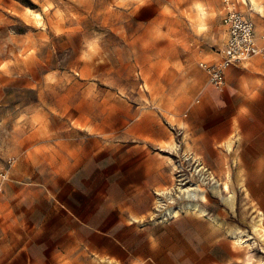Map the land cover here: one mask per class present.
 <instances>
[{
	"label": "rangeland",
	"instance_id": "374dc122",
	"mask_svg": "<svg viewBox=\"0 0 264 264\" xmlns=\"http://www.w3.org/2000/svg\"><path fill=\"white\" fill-rule=\"evenodd\" d=\"M236 1L254 23L264 19ZM256 1L264 10V0ZM224 2L0 0V168L13 175L0 195L13 202L11 215L0 216L8 234L0 244L27 247L0 255V264H114L80 254L88 241L104 245L100 229L138 248L136 229L119 224L112 206L131 203L117 179L153 161L150 154L165 175L136 199L149 207L137 224L205 217L234 235L236 250L248 256L240 264H262L264 217L255 199L264 204V190L227 189L233 176L209 164L217 152L208 150V160L195 152L194 110L211 87L200 62L219 57ZM169 211L175 216L166 219ZM185 252L187 264H214L227 247L186 245ZM155 253L168 264L163 249Z\"/></svg>",
	"mask_w": 264,
	"mask_h": 264
},
{
	"label": "crops",
	"instance_id": "0c3cea01",
	"mask_svg": "<svg viewBox=\"0 0 264 264\" xmlns=\"http://www.w3.org/2000/svg\"><path fill=\"white\" fill-rule=\"evenodd\" d=\"M240 1L242 4L252 5V9L264 14L263 6L256 3V0V2L254 0ZM230 2L236 7V0H230ZM240 11L253 21L252 14ZM225 13L224 2L222 16L224 37L220 48L226 44L229 38V27L224 23ZM254 24L257 43L264 48V19H258ZM217 54L219 56L217 59L207 61L218 60L220 53ZM209 86L211 87L204 94L201 105L195 106L194 110L196 154H200L204 160L211 158L212 162L209 164L214 173L226 172L233 176L232 181L227 183V189L243 192L263 191L264 56L256 55L235 67L231 66L227 70L225 88L219 89L210 82ZM208 150L217 152V156L209 158ZM151 156L153 161L143 167L140 165L135 170L122 173L117 179V184L121 186L123 192H126L124 196L131 200V203L112 206L113 211H116L120 217L119 224L129 226L130 229L132 228V232L136 229L141 241L138 248L132 247L123 234H113L108 229H100L96 232L105 240L104 245L91 247V243L88 241L86 246L80 248V254L88 261L93 255L114 264H159L154 255L158 249H163V254L166 257L165 262L168 264H187L186 245L193 248L196 245L206 248L223 245L227 247V256L223 259L216 258L213 261L214 264L246 263L248 256L244 252L239 253L236 250L233 242L234 235L229 231L227 233L219 232L215 224L208 218L182 215L172 222L164 224L141 226L135 222L143 219L149 213L148 203L142 202L138 207L140 201H136V199L142 200V194L161 182L160 179H155V176L158 178L159 175H165V169H155L156 166L164 168V163L155 161L157 158L150 154ZM224 166L226 171H221L220 167L224 168ZM235 179L236 181H233ZM11 180H13L12 168L10 169V180L0 195L6 191ZM255 201L258 208L257 216L264 217L263 201L261 199H255ZM12 203L10 199H0V216L11 215L13 212L10 209ZM88 216H90L89 213ZM87 227L88 233H90L91 226L88 224ZM10 235L21 237L17 232H10ZM25 235L23 234L22 237ZM70 235L74 237V231H71ZM4 236L3 230H0V238ZM5 237L8 238V234ZM71 246L70 254H75L73 242ZM26 250L25 245L0 244V255H18Z\"/></svg>",
	"mask_w": 264,
	"mask_h": 264
},
{
	"label": "built area",
	"instance_id": "2783aa9c",
	"mask_svg": "<svg viewBox=\"0 0 264 264\" xmlns=\"http://www.w3.org/2000/svg\"><path fill=\"white\" fill-rule=\"evenodd\" d=\"M224 23L229 27V38L219 51L220 58L209 62L202 61L200 66L207 72L209 82L219 89L227 85V70L256 55L264 56V48L257 43L255 24L251 18L238 10L230 0H225ZM10 166L0 168V192L10 180ZM175 215L169 211L166 219Z\"/></svg>",
	"mask_w": 264,
	"mask_h": 264
},
{
	"label": "bare ground",
	"instance_id": "6f19581e",
	"mask_svg": "<svg viewBox=\"0 0 264 264\" xmlns=\"http://www.w3.org/2000/svg\"><path fill=\"white\" fill-rule=\"evenodd\" d=\"M253 1V0H252ZM255 1V0H254ZM256 2V1H255ZM254 2V3H255ZM257 3V2H256ZM258 5V4H257ZM262 7V6H261ZM256 8V7H255ZM258 8V7H257ZM39 16H40V14H38ZM208 169V168H207ZM181 190V189H180ZM185 191H187L188 192V194H190L194 199H196L197 197H199L198 196V194L197 193H195V192H190L191 190H189V189H186ZM182 192V191H181ZM204 193V192H203ZM188 197V196H187ZM201 197H203V198H205V195L204 194H202L201 195ZM188 199V198H187ZM198 203V202H197ZM188 208L189 209H191V210H193V211H198V212H200V213H204L205 212V210L204 209H202V207H200V205L199 204H195V203H191V204H189L188 205ZM205 214V213H204ZM177 215H178V213H177ZM259 226H257V228H258ZM242 238V237H241ZM238 239L240 240V238L238 237ZM244 241V240H243ZM238 242V241H237Z\"/></svg>",
	"mask_w": 264,
	"mask_h": 264
},
{
	"label": "water",
	"instance_id": "95a60500",
	"mask_svg": "<svg viewBox=\"0 0 264 264\" xmlns=\"http://www.w3.org/2000/svg\"><path fill=\"white\" fill-rule=\"evenodd\" d=\"M261 251H262L263 254H264V247H263V246H261ZM262 264H264V260H263Z\"/></svg>",
	"mask_w": 264,
	"mask_h": 264
}]
</instances>
